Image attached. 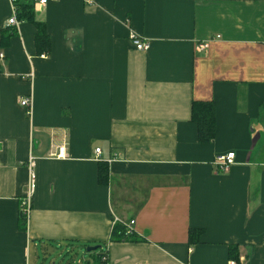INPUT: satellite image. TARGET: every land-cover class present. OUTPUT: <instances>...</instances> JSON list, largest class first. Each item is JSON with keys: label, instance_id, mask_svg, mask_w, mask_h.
<instances>
[{"label": "crops", "instance_id": "obj_1", "mask_svg": "<svg viewBox=\"0 0 264 264\" xmlns=\"http://www.w3.org/2000/svg\"><path fill=\"white\" fill-rule=\"evenodd\" d=\"M33 7L47 53L32 22L8 24L12 3L0 0V264L103 242L107 264H264V0ZM132 31L148 50L134 48ZM201 100L216 103L208 143L192 120ZM62 143L68 156H50ZM229 151L235 163L221 171L214 160ZM31 157L36 190L21 229ZM130 220L133 234L110 241Z\"/></svg>", "mask_w": 264, "mask_h": 264}, {"label": "trees", "instance_id": "obj_2", "mask_svg": "<svg viewBox=\"0 0 264 264\" xmlns=\"http://www.w3.org/2000/svg\"><path fill=\"white\" fill-rule=\"evenodd\" d=\"M16 11L17 18L19 20H28L32 22L36 26V45L37 52L43 53L50 51L51 48V38L48 34L46 23L36 20L33 3L31 4H17L16 2ZM192 120L196 122L198 126V137L199 141L202 143L211 142L216 135V103L213 100L209 101H194L192 105ZM109 169L106 162L101 161L99 164V181L101 183L108 182ZM26 215L20 212L19 216V227L21 229H25L26 226ZM202 233L201 229H191L190 238L194 241H198L200 234ZM130 236H124V226L121 223H115L110 241L128 239ZM107 242H103L100 244V252H98V260L99 264H102V257H107V252L105 250V245ZM74 245V244H71ZM88 244L83 246L87 247ZM98 249V250H99ZM236 247L231 246L230 255L234 258H238V254L236 253Z\"/></svg>", "mask_w": 264, "mask_h": 264}, {"label": "built area", "instance_id": "obj_3", "mask_svg": "<svg viewBox=\"0 0 264 264\" xmlns=\"http://www.w3.org/2000/svg\"><path fill=\"white\" fill-rule=\"evenodd\" d=\"M10 1L12 3L14 13L12 17L9 18L8 24L12 26H18L19 19L17 18V11H16L17 0H10ZM32 1H33V6L38 7V6H45L47 2L50 0H32ZM88 1H91V0H88ZM130 40L134 48L137 51H146L150 47L149 42L143 39L141 35H139L138 33L134 31L130 32ZM199 47L204 48L205 46L202 44ZM2 57H4V54L0 52V58ZM20 103L26 109L27 114L32 113V100L30 96L21 97ZM95 152H96V156L99 158L101 154V149L96 148ZM49 155L52 157H56V158L67 157L68 152H67L66 143H62L59 145L52 144L50 151H49ZM214 163L218 167L219 170L226 171L231 165L235 163V152L229 151L227 153H222V154L217 155L214 160ZM34 164H35L34 158L31 157L28 163L30 167L28 189L26 190V193L24 194V196H22L21 201H20V212L26 215L27 220L32 210L33 198H34V194L36 190V173L33 169ZM134 222H135L134 220H130L127 223L121 222V224H123L124 226V236H131L133 234ZM102 261H103L102 264H107V257L103 256ZM229 264H238V263L235 260H230Z\"/></svg>", "mask_w": 264, "mask_h": 264}, {"label": "rangeland", "instance_id": "obj_4", "mask_svg": "<svg viewBox=\"0 0 264 264\" xmlns=\"http://www.w3.org/2000/svg\"><path fill=\"white\" fill-rule=\"evenodd\" d=\"M98 252L100 249L87 251L85 247L78 245L54 246L48 253L40 251L38 257L33 253L31 264H99Z\"/></svg>", "mask_w": 264, "mask_h": 264}, {"label": "water", "instance_id": "obj_5", "mask_svg": "<svg viewBox=\"0 0 264 264\" xmlns=\"http://www.w3.org/2000/svg\"><path fill=\"white\" fill-rule=\"evenodd\" d=\"M100 246L101 245H92V246L90 245V246H87L86 250L87 251H95V250L99 249Z\"/></svg>", "mask_w": 264, "mask_h": 264}]
</instances>
